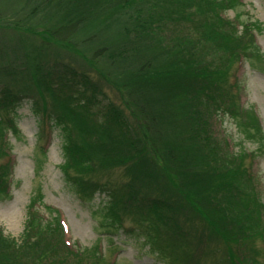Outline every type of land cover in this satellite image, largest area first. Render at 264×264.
I'll use <instances>...</instances> for the list:
<instances>
[{
	"label": "trees",
	"instance_id": "1",
	"mask_svg": "<svg viewBox=\"0 0 264 264\" xmlns=\"http://www.w3.org/2000/svg\"><path fill=\"white\" fill-rule=\"evenodd\" d=\"M240 4L0 0V192L12 170L10 112L28 98L41 122L61 129L70 188L84 199L105 194L102 225L130 217L166 264H264L254 168L264 130L235 78L261 51L251 27L224 14ZM221 114L256 150L235 148L217 127ZM64 234L33 197L20 237L0 232V264H83Z\"/></svg>",
	"mask_w": 264,
	"mask_h": 264
},
{
	"label": "rangeland",
	"instance_id": "2",
	"mask_svg": "<svg viewBox=\"0 0 264 264\" xmlns=\"http://www.w3.org/2000/svg\"><path fill=\"white\" fill-rule=\"evenodd\" d=\"M225 11L238 27L245 24L251 27L260 47L261 52L248 55L238 65L235 78L240 86V102L254 108L264 130V0H241L236 9ZM190 25L184 24L182 29L187 32ZM163 31V35L170 34ZM6 36L11 37L10 33ZM221 115L217 127L232 138L235 148L256 150L258 143L246 139L235 119L229 114ZM10 116L15 126L6 132L10 142L7 160L12 170L8 191L0 192V232L3 235L20 237L28 203L36 197L44 216H59L65 232L63 238L83 252L77 258L83 264H166L157 251L150 248L142 230L130 217L123 218L121 225L114 229L102 225L99 211L107 199L104 193L96 192L92 199H84L70 188L61 170L63 137L58 125L51 120L41 122L28 98L14 104ZM254 168L262 181L264 201V152ZM77 259L72 261L76 263ZM176 264L183 263L178 260Z\"/></svg>",
	"mask_w": 264,
	"mask_h": 264
}]
</instances>
